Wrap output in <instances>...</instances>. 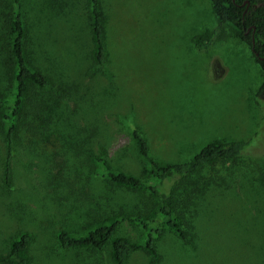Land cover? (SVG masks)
<instances>
[{"label":"rangeland","instance_id":"1","mask_svg":"<svg viewBox=\"0 0 264 264\" xmlns=\"http://www.w3.org/2000/svg\"><path fill=\"white\" fill-rule=\"evenodd\" d=\"M13 4L0 0V16ZM22 5L31 59L54 85L64 80L72 90L55 117L67 136L58 155L40 144L26 146L21 132L13 146V186H0V250L16 233L28 231L34 236V264H113L106 252L62 250L56 233L153 208L142 190L101 180L86 155L77 158L74 150L84 144L94 155L105 153L114 168L141 177L143 160L130 133L137 128L160 163L185 162L214 138L251 141L258 154L221 162L187 182L191 200L183 197L179 205L188 239L168 232L157 243L160 264H264V99L255 97L261 70L231 26L209 50L194 48L193 39L216 26L210 2L103 0L110 53L104 76L90 75L87 60L79 57L88 39L87 0H22ZM3 48L1 38L0 169L6 151L3 115L13 93ZM43 93L45 100L51 97ZM196 184L204 189L198 197ZM141 234L127 223L118 231L132 241ZM127 264H149V258L140 251Z\"/></svg>","mask_w":264,"mask_h":264},{"label":"trees","instance_id":"2","mask_svg":"<svg viewBox=\"0 0 264 264\" xmlns=\"http://www.w3.org/2000/svg\"><path fill=\"white\" fill-rule=\"evenodd\" d=\"M208 1L216 18V26L212 31L196 36L192 41L194 48L197 51L209 50L225 35L226 28L231 26L235 37L249 47L252 58L261 70V85L255 97L264 99V59L259 60L264 57V0ZM86 9L88 39L79 57L87 60L90 75L104 76L108 74L110 54L108 13L104 9L103 0H87ZM0 19V37L4 41L3 49L7 54L4 72L8 75L13 89L10 110L3 115L7 129L3 132L6 151L1 163L0 186L4 190H10L14 180L13 146L19 140L20 132L26 138V146L40 144L44 152L54 155H58V150L66 144L65 129L59 128L55 117L71 95L72 88L64 80L54 85L50 73L31 59V37L22 0H14L12 8L2 14ZM79 48L81 49L80 46ZM47 91L51 92V97L45 100L43 92ZM4 103L0 97V108ZM130 133L137 153L143 160L141 177L114 168L105 153L94 155L87 149L83 150L84 144L74 148L75 154L77 158L86 155L95 175L109 185L131 192H145L151 199L153 208L145 214H112L81 231L60 230L56 233V240L62 250L106 252L113 264H127L133 254L143 251L149 258V264H160L157 243L168 232L174 233L183 242L188 239L189 233L183 219L185 210L179 205L183 197L186 202L191 200L190 194L185 191L190 187L187 182L191 184L190 179L194 176L216 168L221 162L252 155L258 157L251 141L236 142L214 138L215 140L204 145L185 162L160 163L150 156L148 142L140 130L135 128ZM205 184L208 186L211 182L206 181ZM198 186L195 189L196 197L204 193V189ZM182 191L183 195L180 197ZM124 223L141 228L139 240L132 241L118 235L119 228ZM153 223L156 226L150 227ZM33 242L32 233H16L6 249L0 250V264H34L30 255Z\"/></svg>","mask_w":264,"mask_h":264},{"label":"water","instance_id":"3","mask_svg":"<svg viewBox=\"0 0 264 264\" xmlns=\"http://www.w3.org/2000/svg\"><path fill=\"white\" fill-rule=\"evenodd\" d=\"M254 43V40H252V44ZM256 56L258 57V55L256 54ZM261 59H264V57L263 58H259V60H261Z\"/></svg>","mask_w":264,"mask_h":264}]
</instances>
